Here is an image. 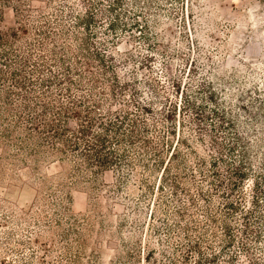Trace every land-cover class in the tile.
<instances>
[{
	"label": "rangeland",
	"instance_id": "1",
	"mask_svg": "<svg viewBox=\"0 0 264 264\" xmlns=\"http://www.w3.org/2000/svg\"><path fill=\"white\" fill-rule=\"evenodd\" d=\"M6 100L0 264H264V0H0Z\"/></svg>",
	"mask_w": 264,
	"mask_h": 264
},
{
	"label": "trees",
	"instance_id": "2",
	"mask_svg": "<svg viewBox=\"0 0 264 264\" xmlns=\"http://www.w3.org/2000/svg\"><path fill=\"white\" fill-rule=\"evenodd\" d=\"M15 81H16V78H15ZM30 81V80H29ZM71 84H72V87L74 85H77L75 86L76 88H78V85L79 86H82L83 84V80H78V82H74L72 81L71 79L68 80ZM19 85H23L24 82H20V80H17L16 81ZM53 85H56V86H59L61 87L60 83L55 82ZM65 89H68V90H71V85L66 87ZM68 93L70 94L71 92L68 91ZM4 105L2 106V108L0 109V115H4V114H17L14 112V108L11 106L12 104H10L11 102L6 100L4 101ZM39 105H41L40 109H42V114H39L35 108H38L37 106L35 108H32L31 105H29V103H26L24 102V104L22 105L23 106V109L25 111V113H27V117L25 118L26 121L28 122H33L34 120L36 119H40L41 116H47L50 110V106H48L46 104V102L44 101H40ZM87 125H83L80 129V134L83 135V136H86L88 133H90L91 131V125L95 122V120L93 119V116L90 114V111L89 109H87ZM75 115H78V114H75ZM47 127L51 128L54 124H50V123H47L46 124ZM12 126H14V130H17V129H23L22 125L19 124V122H14L12 123ZM52 132V136H54L55 138H61L62 142H64L67 146L69 147H75V146H78L79 142L78 141H73L71 138L65 136L66 134L64 133H61L59 132L56 128H52L51 130ZM7 135L4 136L7 140L6 141H9L10 137L12 136L11 133L6 132ZM96 135L95 136V141H85L84 144L87 146L85 148V150H78L79 152H77L79 155H81V157H83L84 159H90L89 158V155L91 152L94 151V156L97 158L96 160L101 163V164H106L108 163V158L107 157H103L102 154H101V150L100 148L104 145V138L101 137L100 135H97V134H94ZM132 137V136H131ZM38 137L33 134V133H29L28 135L25 136L24 139H21L19 141V144H14L15 147H17V149H19V153H17V155H14L12 156L11 158H9L7 160V165H11V166H8L10 169H19V170H22L24 171V173L26 175H29L31 177H38L37 176V171L34 172V170L36 169L34 166H31L30 165H26L25 168H20V167H17V164H16V161H20L21 163H25L26 160L27 161H30L32 163H39V157L41 155H43V153H46V154H49L48 152H43V150H41L39 147V143H38ZM0 145L2 146L3 145V142H0ZM33 150V151H31ZM77 151V150H76ZM25 159V160H24ZM244 172H241V174H243ZM176 186V188L178 187V183H174L173 184V187ZM196 251V254H199L200 253V249L197 247V250Z\"/></svg>",
	"mask_w": 264,
	"mask_h": 264
}]
</instances>
